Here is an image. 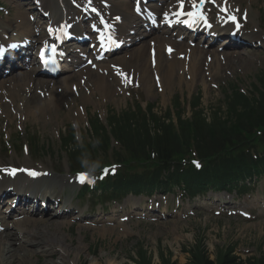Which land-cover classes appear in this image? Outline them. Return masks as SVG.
<instances>
[{
	"label": "rangeland",
	"instance_id": "rangeland-1",
	"mask_svg": "<svg viewBox=\"0 0 264 264\" xmlns=\"http://www.w3.org/2000/svg\"><path fill=\"white\" fill-rule=\"evenodd\" d=\"M230 1L235 2V0ZM240 1L242 2H235L236 5L241 4L242 7L248 6L249 1L247 3V0ZM252 4L255 5V7L252 15L251 12L248 11L249 15L253 17L257 11H259V8H261V16L264 17V0H252ZM14 13L15 12H12V15ZM206 54H209V52ZM206 58L211 59L212 56L209 57L207 55L206 57V55H203V60H206ZM213 59H215L214 56ZM223 59L221 57V61ZM214 62H216V60ZM262 62V67L260 65H252L244 69H237L234 73H226L220 69L223 73H219L217 81L202 77L203 79L192 82L189 80L190 77H187L184 81L189 84L184 83L181 86L173 83L171 84V93L167 86L165 91L161 94L156 89L153 90L147 87L148 91H146L141 88L138 93L134 94V98L142 99L148 105H153L155 113L161 116L170 106V102L167 104L163 103L162 97L166 98L167 102L171 100L174 101L177 96H181L182 98V95H195L199 89H201L204 91V108H215L220 104L222 99L219 89L222 90L226 85L229 86L232 82H240L244 88H250L256 76L263 71V59ZM217 67L215 70L207 72V74L215 73ZM50 85L53 86V83H50ZM32 87L33 84L30 85V88ZM215 87L217 88L215 89ZM192 88L198 89L192 92ZM173 93L174 96L173 99H171ZM29 94L31 93L29 87H27L24 89L23 98L25 99ZM72 96L73 98L75 97L73 94ZM9 100L10 99L6 98L2 99L1 102L4 103L3 105L7 106H2V108H0V127L7 128L8 131H6V134H10L11 130L14 132L17 131L21 126L27 127V130L30 128L38 132L44 139H50V135L53 134L56 128L60 130V128H65L69 123L76 124L74 119L69 121V117L80 118V114L76 115L72 113L69 116L67 115L70 112L67 111V106L72 108V104L69 102V105L62 108L61 115L58 116L55 121H53V116L50 122L46 118L35 120L25 116H21V118L18 119L15 113H17L20 108L23 110L24 106H22V104L8 105L7 101ZM116 100L117 103H113L109 99L106 103L95 102V104H91L92 106H90L89 110L96 111L94 108L96 107L102 110L100 113H108L109 111H116L119 113L125 110L127 104L129 105V101H131L130 99H128V102L125 101L123 97L116 98ZM5 116L6 118H4ZM3 131L0 130V135H3ZM2 155L3 150L0 147V156ZM12 158H14V156H12ZM74 205H77V202L74 203ZM206 205L207 204H204L202 206ZM79 207L82 210L86 209L85 204ZM101 212L102 211L99 213ZM95 217L99 218L98 215ZM67 222L66 220L61 221V223ZM32 228H34V226H32ZM35 229L41 231L43 237L56 240L60 242L61 246H69L71 249V259H75L79 248H82L79 264H90L92 261H95V259L98 261L97 264H109V262L112 264H131L129 258L136 255L140 246H143L149 252L155 264H161V254H164L165 258L171 257L172 262H176L177 264H187L190 256L185 252L190 250L197 242H203L212 257L218 249H228L231 247L235 249V254L242 258V260H247L251 257H264V215L256 217V219L245 220L238 215L234 217L231 215L216 216L215 213L212 212L200 213L197 211V208H194V212L188 213L187 220H185V217L174 218L173 220L169 219L162 223H157V225H148L146 223L132 221L129 223V230L116 231L114 234L102 232L103 226L88 227L86 224L82 223L77 225L71 224L63 231L61 228H47L40 224L36 226ZM2 238L3 237H1L0 240ZM13 258L22 261V264H54L59 261V256L57 254L53 257H43L37 254H26L23 250L17 251Z\"/></svg>",
	"mask_w": 264,
	"mask_h": 264
},
{
	"label": "bare ground",
	"instance_id": "bare-ground-1",
	"mask_svg": "<svg viewBox=\"0 0 264 264\" xmlns=\"http://www.w3.org/2000/svg\"><path fill=\"white\" fill-rule=\"evenodd\" d=\"M112 11L114 14L117 15H123V25L120 29V34L122 36H125L126 38H128L129 32L133 29V25H135L136 19L135 17L130 13L129 11V7L128 5H122V4H117L115 3ZM24 18L22 15L17 14L14 16V18H12L10 20V23L18 30H25V28L27 27L25 25V23L23 22ZM18 21H21L20 23H18ZM2 27H4L5 25L2 23L1 24ZM5 30L8 29V25L5 26L4 28ZM71 30H68V32H70ZM249 36L253 42H260V43H264V38L262 37L261 34H258V31L256 32H251ZM15 41H19L21 39V36L19 34H17V37L14 38ZM163 41V45L160 46L159 42H156V50L158 51V55H157V67L156 71L158 74H160L161 72H164L163 78L164 80H166V82L168 84H171L173 82H175L177 79L178 80H183L186 76H193L195 78H198L202 75V67H203V62L202 60L196 55L197 51L195 52V60L191 63L190 67H188V72H186L185 74H183V76L180 75V72L184 69V65L180 62H176V61H171L168 58L167 55H164V50L166 52V50L169 48L168 46H166V42ZM170 41V40H168ZM155 42V41H154ZM171 42V41H170ZM251 42V43H253ZM257 42V43H258ZM228 45H233L231 42ZM175 47V46H173ZM176 48V47H175ZM147 50V49H146ZM144 50V51H146ZM179 53L178 54H186L187 49H182L180 48V50H178ZM216 54V52H214ZM257 52H255L254 50H242V51H228L225 52L223 54L225 63L223 65V63H215V66L217 65L219 68H222L221 70L223 71H230V72H236L237 69L239 68H244L246 66H249L252 64V57L256 54ZM204 52H200V55H203ZM1 62V60H0ZM221 62V61H220ZM135 68L137 69V73H139L142 77L145 78V83L147 84V86H151L153 84H156L157 81L155 78H153V81L151 82V74L148 75L151 71V65L143 64L141 66H138ZM179 70V71H178ZM31 74H29L27 77L23 76L21 73V76L24 77L25 79H32V71H30ZM204 74V72H203ZM160 76V75H159ZM91 79L94 81L95 83V87L96 89L100 92L103 91L104 89L108 88V83L106 82V79L104 77H100L99 75H95L92 74L91 75ZM160 80V79H159ZM162 82V80H161ZM45 84V83H44ZM152 87V86H151ZM109 92L111 93L112 91L110 90V86H109ZM20 91L17 93L19 94ZM84 94V93H83ZM50 97V96H49ZM65 98H67V96H64ZM64 97H54L50 100V104H57L59 102H61L63 100ZM47 100V99H46ZM37 98L35 96L32 97L31 100L28 101V106L32 107L31 105L33 104V102H37ZM49 105H47V103L43 104V106L39 107L38 111H34V115H49L46 112H50L49 110ZM57 220H53L51 221L50 219H41V221H35V224H41L43 223L44 225H47L49 227H56V226H60V223L55 222ZM2 224L4 225L5 220H1ZM31 223V221H30ZM29 224H27L25 227H28ZM25 227H16L13 225V228L10 229V227L7 228L8 231H13L15 230L16 232H10L6 234V241L5 242H0V264H18L16 262V260L12 259L13 258V254L15 252H17L18 250L24 249L26 252H28L29 254H33L35 250V252H41L42 255H54L55 253H60L61 256V260L55 262L54 264H79L80 262V255L82 253V249L78 250V254L77 256H75V259H71V249L69 248V246H61L60 242L56 241V244H54V240H48L42 236H40L39 232H31L30 234H28L29 236H31V238L25 237V234H27V232H25L23 229ZM113 229H111L112 231ZM104 232L108 233L109 230H103ZM18 243V246L16 247L15 245ZM36 244V248L34 249H27L28 247H33V245ZM69 257V259H68ZM67 260V262H66ZM90 264H97V260L92 261ZM109 264H112L111 262H109Z\"/></svg>",
	"mask_w": 264,
	"mask_h": 264
},
{
	"label": "trees",
	"instance_id": "trees-1",
	"mask_svg": "<svg viewBox=\"0 0 264 264\" xmlns=\"http://www.w3.org/2000/svg\"><path fill=\"white\" fill-rule=\"evenodd\" d=\"M263 86H264V80H263ZM240 103V109L237 108L236 111H234L231 115V122H233V126L231 125H225L221 124V121H217L214 124H217L214 128L216 130L217 135L211 137L209 139V143L203 147V152H208L210 150H213L215 148H219L220 146L233 141L240 137V130L243 129V131L247 130L248 128L256 125V124H262L264 125V95H261V98L258 102H255V105L252 106L248 101H245L241 98V100L238 101ZM238 103L236 102L234 107L238 106ZM197 126L201 127L204 126V124H201L202 120H199ZM203 123V122H202ZM227 123V122H226ZM122 130L125 129V127L121 128ZM206 129V128H205ZM161 139L168 138L173 136V134L169 131L165 134ZM123 139L126 140L129 144V147L136 146L141 151V148L147 152H150V149H152L153 153L158 155L161 159H168L176 150H178L179 147H182L179 142H174V140H177L178 137L175 136L173 140H158L154 141L153 145L150 143L149 140H138L136 138H133L129 135H124ZM150 147V148H148ZM145 253V252H144ZM193 259L190 262V264H264V259H249L247 262L240 261L236 256L233 255V249H229V251H218L216 254L215 259H211V256L207 254L206 251H204L202 248H197L196 252L192 253ZM143 257V255L141 256ZM143 264H151V260L147 259V256L144 255L142 259ZM165 264H171L170 262H165Z\"/></svg>",
	"mask_w": 264,
	"mask_h": 264
},
{
	"label": "snow or ice",
	"instance_id": "snow-or-ice-1",
	"mask_svg": "<svg viewBox=\"0 0 264 264\" xmlns=\"http://www.w3.org/2000/svg\"><path fill=\"white\" fill-rule=\"evenodd\" d=\"M90 2V0H89ZM211 2H215V0H211ZM205 3V0H198V3H197V0H192V6L193 8H197L198 6L202 8L203 4ZM181 8H183V3H182V0H181ZM222 10H226V9H222ZM93 11H95V9H93ZM178 15H187L189 17H196V18H199V19H204V16H203V13L202 12H198V11H193V12H188V13H183V12H180V13H177ZM231 19L233 21H235V17H231ZM15 171L16 170H12V174H15ZM32 175H35V173H30ZM82 179V182L83 180L85 179L84 177L81 178Z\"/></svg>",
	"mask_w": 264,
	"mask_h": 264
}]
</instances>
